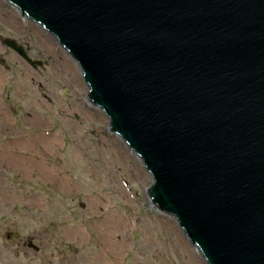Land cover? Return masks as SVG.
Segmentation results:
<instances>
[{
	"label": "water",
	"instance_id": "1",
	"mask_svg": "<svg viewBox=\"0 0 264 264\" xmlns=\"http://www.w3.org/2000/svg\"><path fill=\"white\" fill-rule=\"evenodd\" d=\"M8 1L75 59L206 263L264 264V0Z\"/></svg>",
	"mask_w": 264,
	"mask_h": 264
},
{
	"label": "rangeland",
	"instance_id": "2",
	"mask_svg": "<svg viewBox=\"0 0 264 264\" xmlns=\"http://www.w3.org/2000/svg\"><path fill=\"white\" fill-rule=\"evenodd\" d=\"M39 24L0 0L4 34L27 42L42 64L40 79L28 68L27 94L10 96L38 104L42 120L13 125L19 142L7 143L0 128V146L8 145L0 147V264H206L176 219L149 200L140 158L110 131L77 64ZM17 237H32L37 250L15 253Z\"/></svg>",
	"mask_w": 264,
	"mask_h": 264
},
{
	"label": "flooded vegetation",
	"instance_id": "3",
	"mask_svg": "<svg viewBox=\"0 0 264 264\" xmlns=\"http://www.w3.org/2000/svg\"><path fill=\"white\" fill-rule=\"evenodd\" d=\"M8 27V25H6ZM17 32L18 30L15 29ZM5 29L0 27V128L3 135L10 132L11 127L21 126L22 121L28 125H38L42 120V115L38 114V104L29 105L27 103H21L17 100L16 103L11 102V94L14 97H21L27 94V81H28V68L40 79L38 75V68L42 67L39 60L34 57H29V46L27 42L15 37L14 35H5ZM30 58V59H29ZM3 80L8 81L9 85L4 88ZM30 82H34L32 76L29 79ZM12 85V86H11ZM25 111L24 113L22 111ZM5 134V140L10 143L16 139L19 142L24 134L12 136L10 133ZM8 145H2L0 147L6 148ZM2 150H0L1 152ZM6 202V201H4ZM3 235L6 242L10 245L11 240V226H7L3 230ZM37 236V233L31 234ZM15 253L21 251L37 250V244L33 243L32 237H26L25 240H21L17 237ZM12 248V247H11ZM10 248V249H11Z\"/></svg>",
	"mask_w": 264,
	"mask_h": 264
},
{
	"label": "bare ground",
	"instance_id": "4",
	"mask_svg": "<svg viewBox=\"0 0 264 264\" xmlns=\"http://www.w3.org/2000/svg\"><path fill=\"white\" fill-rule=\"evenodd\" d=\"M4 1L7 3V5L9 4L6 0H4ZM68 56H69V55H68ZM70 58H71V57H70ZM70 58H69V59H70ZM73 64H74V63H73ZM74 66H75V65H74ZM101 114H102V113H101ZM102 116L104 117L105 115L102 114ZM105 120H106V117H105ZM106 121H107V120H106ZM126 146H127V145H126ZM142 164H143V163H142ZM146 175L148 176V178H149V183H150V177H149L148 174H146ZM110 218H113V216L110 215V216H109V219H110ZM107 222H108V224H110L111 226L113 225L111 220H108ZM111 226H110V227H111ZM110 227H108V228H110ZM187 252H188V251H187ZM188 253H189V252H188ZM200 254H201V253H200ZM190 255H191V254H190ZM98 258H99V257H98ZM98 258H97V259H98ZM195 260H196V259H195ZM194 264H195V263H194Z\"/></svg>",
	"mask_w": 264,
	"mask_h": 264
}]
</instances>
